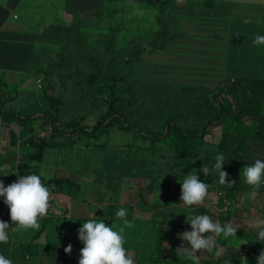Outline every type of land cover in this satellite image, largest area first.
I'll list each match as a JSON object with an SVG mask.
<instances>
[{
    "label": "trees",
    "instance_id": "16d2710c",
    "mask_svg": "<svg viewBox=\"0 0 264 264\" xmlns=\"http://www.w3.org/2000/svg\"><path fill=\"white\" fill-rule=\"evenodd\" d=\"M143 3L156 8L157 29L140 34L125 45L116 38L119 30L101 12L78 14L67 8L74 22L54 20L40 29L38 41L32 33L37 58L49 53L54 55L55 64L35 68L26 60L24 66L35 68L47 86L43 84V94L33 96L25 105L29 106L26 113L2 111L0 116L6 123H15L16 119L23 127L21 134L28 136L27 143L35 147L33 151L23 150L20 160L14 154L11 163L17 162L19 176H39L37 163L42 161L65 166L59 161L70 160L76 175L81 170L95 176L87 185L100 194L105 223L124 224L116 213L120 208L127 210L132 234L126 228L124 238L127 247L136 253V264H193L185 252L176 250L181 240L178 234L191 230L187 215H212L204 206L189 208L170 195L181 193L179 181L189 172L196 170L200 180L208 182V193H225L230 209L219 215L217 221L221 225L236 221L244 211L264 215V206L238 210V197L247 193L264 196V184L254 189L240 175L244 167L264 155V45L249 43L257 34L264 35V21H244L251 17L246 10L253 6L232 0ZM258 7L264 11V6ZM75 22L80 24L78 35L71 31ZM90 24L106 34L80 36ZM179 47L184 49V57L173 61L178 71H182V65H190L201 73L207 68L201 85L167 79L176 69L162 68L160 63L165 59L159 57ZM143 84L146 86L140 91ZM64 89L71 100L65 103L57 94ZM54 92L57 97L51 94ZM7 101L0 91V107ZM176 105L188 118L182 123L176 121L178 117L173 113ZM247 115L250 117L245 119ZM253 122L257 123L255 131ZM217 130L218 142L210 140ZM110 144L118 148L108 150ZM218 154L225 158L223 170L229 174L226 182L235 181L232 187L221 185L218 175L205 176L200 171L203 165L212 169ZM80 161H91L92 167L84 169ZM126 178L148 183L137 190L140 203L136 206L141 214L151 213L148 221L133 219L135 206L121 203V181ZM73 179L51 176L41 180L50 191L70 195L73 187L81 188ZM149 194L153 195L151 203L146 198ZM50 203L56 206L54 200ZM223 203L221 200L219 206ZM46 228L28 231L40 236L44 232L47 236ZM256 229L248 234L237 230L236 237L227 239L218 237L216 245L225 246L229 253L220 256L216 264H242L244 257L248 264H258L264 242L257 240ZM58 238V245L45 241L44 251L49 255L53 251L61 264H67L68 256V264H79L73 250L68 254L61 249L70 244L68 239L60 233ZM0 253L9 259L25 260L28 256L31 262L33 258L29 245H15L10 237L8 243L0 244Z\"/></svg>",
    "mask_w": 264,
    "mask_h": 264
},
{
    "label": "rangeland",
    "instance_id": "374dc122",
    "mask_svg": "<svg viewBox=\"0 0 264 264\" xmlns=\"http://www.w3.org/2000/svg\"><path fill=\"white\" fill-rule=\"evenodd\" d=\"M237 2H245L250 4H255L254 7H250L246 10L247 14H250V18H244V21L251 22L254 21L256 23L264 21L263 15L264 11L260 10L255 6L264 4V0H236ZM135 5H130V2L127 0H119L117 2H111L112 7L106 8L102 14L103 18L106 19L109 23L112 24L113 27L119 30L116 38L121 44H128L136 36L140 34H149L157 29L158 26V13L156 8L151 5L143 4L139 1H133ZM185 3V2H184ZM26 10V7L24 8ZM34 18L33 16H31ZM35 19V18H34ZM68 20V17H65ZM29 33H33L37 37V41L40 39L41 30L40 28L35 27L34 25H30L26 28ZM75 34L80 31V24L75 22L73 24V29L71 30ZM106 32L98 29L95 25L90 24L83 32L82 37H99L105 35ZM78 35V34H77ZM253 40L249 41L250 45L253 44ZM199 44V43H195ZM241 44V43H240ZM149 48V47H146ZM249 49L254 52V49L249 47ZM184 49L182 47L177 48L173 52H167L162 54L159 59H165L164 63H160V66L163 68H169L171 70H175V73L168 74L167 79H173L176 81H192L197 85H201L205 80V74L207 73V68L204 73L198 72L194 69V67L190 65H182V71H178L177 65L173 63L175 59H180L184 57ZM0 57H4L6 62L0 60V68L5 69L4 72H0V91L3 92L4 96L8 98V101L5 105H1L0 112L2 111H13L18 110L22 113H26L29 109V106H22L29 100L28 97H33L35 95H42L41 91L37 89L38 84L36 81L39 79H44V76L37 74L38 71L29 72L27 68L24 66V61L28 60L33 67L37 66L39 62L43 60L46 61L47 65H54V61L52 58L54 55L49 54L47 56H40L38 59L35 58L32 54L28 52H15V51H0ZM147 57V56H146ZM13 59V61H12ZM206 64V63H205ZM206 67H208L206 65ZM239 78H242L239 75ZM46 87L44 80L41 83ZM140 91H143V87L146 85H140ZM264 91V90H263ZM60 98L65 102L71 101L68 100V90L64 89L57 93ZM197 99V98H196ZM32 100V99H31ZM30 100V102H31ZM157 101L159 99H156ZM22 104V105H21ZM151 106V104H150ZM177 111L173 112L174 115L178 117L177 122H184L185 119H188L185 112L180 109L179 105L174 107ZM248 111V110H247ZM196 117V116H195ZM250 116L247 115L245 119H248ZM257 128V123L253 122L252 129L255 131ZM264 128V124H263ZM218 130L214 132L213 137H210V140L218 142ZM41 136H44L42 134ZM118 146L113 144L108 145V150H116ZM264 160V155L256 158L254 162L257 160ZM82 161L79 162V164ZM254 162H251L253 164ZM59 163L65 165H53L51 162L42 161L37 163L38 167L41 169L39 176L42 180H47L51 176H57L62 178H74L73 181L79 183L81 188H72V194H59L57 192L51 193V200L56 202V206L52 207L56 211L50 210L48 216L43 217L41 220H38L40 224V229L44 231L46 228L47 236L44 235V232L39 233L36 232H23L22 235L15 233L12 230V227L7 230L10 234V238L13 239L18 245H29L31 247V253L33 255L32 261L30 262V258L26 256V259L22 258H12L10 259L14 264H61L58 261L57 255L52 251L51 254H47L44 251L43 243L45 241L52 243L53 245H58L61 243L58 238V233L65 236L69 243L72 245V250L75 253L74 258H80V251L84 247L82 241L79 239L78 229L82 227L84 222H87L89 219L103 220L105 222L106 215L103 214V210L101 209L100 203V194L95 193L91 186H88L87 183L94 179V175L91 173L83 172L80 170L81 174L76 175L71 167L70 160L59 161ZM93 162L85 161L82 162L84 165V169H88L92 167ZM95 165L98 166L99 163L95 162ZM14 168L17 167L16 164L12 165ZM11 165H6L3 168L9 169ZM9 171H5L3 175L5 177L2 178L5 186L12 183L9 182L6 177L8 176ZM12 175V174H11ZM10 175V176H11ZM106 178L103 179L105 181ZM208 183L207 181H202ZM147 182L144 179L138 178H126L121 181L122 191H121V203L122 204H133L135 206L133 219L140 218L142 221H148L150 219L151 213L141 214V210L139 209L140 199L138 197L137 190L144 189L147 186ZM175 183L172 184L171 188L173 189ZM173 191V190H172ZM173 196L174 201H179L181 193L173 192L170 194ZM147 201L151 203L153 200V195L149 194L147 197ZM226 195L223 191H213L208 193L205 201L200 206H204L212 215L213 221L219 220V215L223 212L230 209L229 205H223L226 210L219 212V204L221 200H224ZM169 199V197H168ZM238 202L241 205L238 207V210L243 209L244 206H251L252 209L262 208L264 206V196H256L255 194H244L243 196L238 197ZM0 207L3 210H0V219L5 222L12 224L10 218V211L7 205L4 203V198L0 197ZM3 213V214H2ZM264 215L262 213L255 212L254 210L244 211L239 213V217L236 221H233L232 224L238 227V231H242L245 234H248L252 228H257L255 224V219H263ZM139 223L142 221L135 220ZM109 226H112L114 230H119L120 227L127 228V233L132 234V231L128 229L130 226H126L125 224H121L118 226V223L111 225L107 222ZM131 225V224H130ZM258 228L255 233L258 232ZM34 239H38L34 241ZM220 241L222 239L220 238ZM181 246L189 247L186 241L180 240L176 246V250ZM67 246H62L61 249H64ZM125 247V244H124ZM126 248V247H125ZM218 249L222 250V255L229 253L228 248L224 246H217ZM129 254H131L134 259L136 257L135 251H129L126 249ZM216 249L213 252L209 253L207 251H202L198 253L200 257V262L204 260H209L211 258H216L215 256ZM65 252V251H64ZM179 252H184L180 250ZM221 255V256H222ZM224 257V256H222ZM71 257L68 256L65 258V262L70 263ZM219 260L210 261L208 264H216Z\"/></svg>",
    "mask_w": 264,
    "mask_h": 264
},
{
    "label": "clouds",
    "instance_id": "9594fccd",
    "mask_svg": "<svg viewBox=\"0 0 264 264\" xmlns=\"http://www.w3.org/2000/svg\"><path fill=\"white\" fill-rule=\"evenodd\" d=\"M256 46L264 45V35L257 34L253 40ZM43 89V88H42ZM42 91V90H41ZM202 159V157H201ZM224 156L218 154L212 169L203 165L200 169L205 176L218 175L221 185L227 184L232 187L235 181L226 182L228 173L224 171ZM241 178L249 186L259 189L264 184V160L257 159L253 164L247 165L241 170ZM181 183L180 204L191 208L193 205H201L208 195L209 184L202 182L193 170L179 181ZM0 197L4 198V203L10 211L11 221L17 226L16 229H39L38 219L46 217L49 211H56L51 203V193L36 174L18 176V180L5 186L0 180ZM117 218L123 220L126 226H130L127 220V210L120 208L116 213ZM186 223H190L191 230L179 233L181 240L186 241L189 247L181 246L177 251L183 250L185 257L193 264H200L198 253L215 251V256L219 258L222 250L217 248L216 239L221 235L236 237L237 226L232 223L221 225L219 221H213L207 214L187 215ZM257 240L264 242V219L255 221ZM9 223L0 219V243L9 242ZM124 227L114 230L112 226L102 219H89L78 229L79 239L84 247L80 251L79 264H135L134 257L128 253L124 247ZM64 251L68 254L72 252V245L68 244ZM0 264H12V261L4 254L0 253ZM242 264H248L247 257H244ZM258 264H264V251L258 257Z\"/></svg>",
    "mask_w": 264,
    "mask_h": 264
},
{
    "label": "crops",
    "instance_id": "0c3cea01",
    "mask_svg": "<svg viewBox=\"0 0 264 264\" xmlns=\"http://www.w3.org/2000/svg\"><path fill=\"white\" fill-rule=\"evenodd\" d=\"M117 1L119 0H0V51L28 52L37 58L35 43L31 36L32 33H29V31L26 29L28 26L34 25L35 27H40L41 29L56 19L63 20L66 23H72L75 21V18H73V15L68 13L67 8L78 14H91L97 12L102 13L106 8L112 7L111 2ZM127 1L130 2V5H135L132 3L133 1H139L143 3V0ZM232 1L233 3L246 4L253 7L255 5L240 1L237 2L236 0ZM258 6H264V4H258L255 7L259 8ZM25 7L26 10L24 9ZM31 16H33L35 19ZM65 17H68V20H66ZM45 63L46 61L43 60L42 62L38 63V66ZM29 64L32 65L30 62ZM25 68H28L29 72H33L36 67L32 68L31 66H25ZM4 70L5 69L0 68V72H4ZM41 93L43 94V91ZM51 94L57 97L55 92ZM28 98L29 100L27 103L24 105L21 104L22 106L27 105L33 97ZM14 111L18 110L15 109ZM14 121L15 123L3 122L0 116V180L5 177L3 173L5 171H9V174L6 177L9 182L15 178H18L19 176L16 168L12 166L14 164L11 163L12 158H14V154L17 155V160H20L22 158L23 150H35L34 146L27 143L28 138L26 137L28 136L25 133L21 134L23 127L18 125L20 123H17L16 119ZM15 164L17 165V162ZM6 165H11V167L6 170L3 168ZM50 193H52V191H50ZM0 210H3V208L0 207ZM9 225L12 227V230L15 233L18 232L19 235H22L23 232H29L28 230H38H14L13 228H15L17 225L14 223ZM15 245L18 244L15 242ZM125 247L129 251L134 252V250L127 247L126 242Z\"/></svg>",
    "mask_w": 264,
    "mask_h": 264
},
{
    "label": "built area",
    "instance_id": "2783aa9c",
    "mask_svg": "<svg viewBox=\"0 0 264 264\" xmlns=\"http://www.w3.org/2000/svg\"><path fill=\"white\" fill-rule=\"evenodd\" d=\"M42 81H43V79H39V80L36 81V84H38L37 89H38L39 91H41L42 88H43V85L41 84ZM17 180H18V178H15V179L13 180V182H14V181H17ZM13 182H12V183H13ZM223 201H224L223 205H224V204H225V205H230L226 198H225ZM219 207H220V206H219ZM224 210H226V208H224V207L222 206V207H220L219 212H222V211H224ZM225 212H226V211H225Z\"/></svg>",
    "mask_w": 264,
    "mask_h": 264
}]
</instances>
